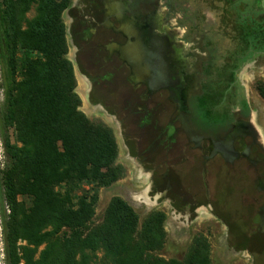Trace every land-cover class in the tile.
<instances>
[{
    "label": "trees",
    "instance_id": "trees-1",
    "mask_svg": "<svg viewBox=\"0 0 264 264\" xmlns=\"http://www.w3.org/2000/svg\"><path fill=\"white\" fill-rule=\"evenodd\" d=\"M260 1L237 0L249 6L243 13L234 0L226 1L236 13L234 30L213 53L209 98L200 95L199 103L190 104L196 126L216 139L232 131L237 109L242 117L250 114L236 73L264 53ZM71 3L0 0V132L6 159L0 163V197L7 264H212L204 235L195 237L183 261L162 255L163 212L141 223L133 207L115 197L97 219L101 189L125 178L126 169L118 163L113 129L82 111L63 18ZM202 24H185L182 40L190 43ZM257 90L264 98V85Z\"/></svg>",
    "mask_w": 264,
    "mask_h": 264
},
{
    "label": "flooded vegetation",
    "instance_id": "flooded-vegetation-1",
    "mask_svg": "<svg viewBox=\"0 0 264 264\" xmlns=\"http://www.w3.org/2000/svg\"><path fill=\"white\" fill-rule=\"evenodd\" d=\"M226 1L228 0H72L63 14L64 17L66 13L70 15L69 38L75 50L74 60L79 73L90 86V106L114 117L127 140L128 155L138 167H143L153 186L156 180H166L162 188V194L166 196H170L175 190L172 180L176 182L181 177L182 134L186 137L187 144L193 145L192 149L199 151L204 157L202 185L205 188V179L211 172L208 165L219 158L223 166L216 165L214 175L219 178L224 175L225 178H233L241 183L249 178L256 184V191L264 195V148L256 144L253 136L239 134L241 128L249 125L252 112H256L248 98L241 74L256 59L264 58V53L248 60L236 73L250 108L248 117L240 116V109H237L232 131L219 139L203 134L192 120L190 104L197 100L199 103L200 95L204 100L209 98L206 93L210 84L209 71L213 64V53L220 41L216 37L219 36L222 41L223 35H229L234 30L230 23L236 13L230 10V4ZM236 1L234 0L238 3V13H243L249 7L246 2ZM262 1L260 4L264 13ZM161 6L166 11H159ZM215 9L222 13L225 26L215 29L205 27L206 11ZM134 18L144 22L158 18L162 24L166 23V19H177V27L166 29L172 32L169 35L182 33L177 42L185 44L182 55L183 58H191L192 63L188 65L190 72H186L185 65H181L183 69L177 66L178 75L175 69L176 75L161 78L156 90V86H149L148 78L144 75L138 78L140 81L134 82L131 66L127 62L128 48L133 42ZM200 22L203 23L202 27L195 32L193 40L185 43L182 39L188 28L184 25L196 26ZM165 38L166 45L170 46L168 34ZM212 169L215 171L214 167ZM263 208L264 199L259 206V218Z\"/></svg>",
    "mask_w": 264,
    "mask_h": 264
},
{
    "label": "rangeland",
    "instance_id": "rangeland-1",
    "mask_svg": "<svg viewBox=\"0 0 264 264\" xmlns=\"http://www.w3.org/2000/svg\"><path fill=\"white\" fill-rule=\"evenodd\" d=\"M159 11L163 12L166 9L161 6ZM34 15L35 12L33 11L28 17L32 18ZM164 15L167 18L166 13ZM206 15L205 27H214L215 29L225 26L219 9L206 11ZM69 16L66 13L64 17V22L68 27ZM165 22L167 29L175 28L178 20L170 18L166 19ZM216 39L221 42L219 36ZM68 45V57L74 60L75 50L70 38H68ZM160 48L159 41L152 40V38L148 39L143 34L134 31L133 52L135 62L148 67V75L151 77L160 75L161 65L158 57ZM153 51L158 54L152 53ZM185 67L187 68L186 65ZM164 70L163 72L167 75L169 72L173 73L175 67L168 64L164 67ZM176 70L179 71V68L176 67ZM75 73L78 81L77 92L82 100V111L91 120H101L107 124L103 118L95 115V108L89 104L86 97L89 94V84L83 83L82 77L76 71ZM241 80L245 85L248 98L257 112L258 124L264 127V99L257 90L258 85H264V58L260 57L254 63L249 64L241 74ZM2 104L3 95L0 89V108ZM117 134V142L120 145L121 152L118 163L126 169V176L112 187L101 189L97 219L103 216L110 201L115 197H119L133 207L140 217L141 223L154 211H160L166 215L167 243L162 252L166 259L183 261L195 237L204 235L211 246L212 264H264V236L259 234L258 226V210L264 195H260L256 191V184L253 180L248 178L242 180L243 183H241V181L233 180V178H225L224 175L219 178L214 175L216 172L215 166H223V162L216 158L213 163L208 165L211 172L208 178L205 179L207 183L205 188L202 185L204 157L200 155L199 151L192 149L193 145L187 144V139L182 134L181 177L176 182L172 180L175 184V190L170 196H166V194H162V188L166 184V180L165 182L156 180L154 186L149 181L148 176H145V179L141 182L137 180V170L139 171L140 167L134 164L133 166L129 165V169L126 166L129 164L126 162L128 156L127 140L122 130ZM4 136V131L0 132V163L6 160L3 147ZM129 171L131 172L129 173ZM142 187L147 189V194L144 196L138 195V191ZM86 190H89V187H86ZM254 199H257V202H254ZM22 200L23 198H21ZM0 264H7L1 197Z\"/></svg>",
    "mask_w": 264,
    "mask_h": 264
},
{
    "label": "crops",
    "instance_id": "crops-1",
    "mask_svg": "<svg viewBox=\"0 0 264 264\" xmlns=\"http://www.w3.org/2000/svg\"><path fill=\"white\" fill-rule=\"evenodd\" d=\"M144 23H145V25H144ZM147 24L149 26H146ZM135 30L138 33L143 34L144 36H146L148 39L152 38V40L159 41V43L161 45V48L159 49V52H158V53L161 52L160 54H158L156 51L152 52V53L158 54L159 59L161 58L159 60L160 65H161V71H160V75H158L157 77L156 76L150 77L148 75V71H147L148 67H145L143 64H137L135 62L134 52H133L134 51L133 50L134 31ZM66 31H67V41H68V38H69V36H68L69 35V27L67 25H66ZM169 31L170 30L166 29L165 23L162 24L161 22H159L158 18L157 19H153V20L150 19L149 21H145V22H144V20H140V19H136V18L133 19V30H132L133 42L129 45V48H128L129 58H128V60L127 59L126 60H127L128 64L131 66L132 75H133L132 77H133L134 82L139 81L138 78L141 75H144L145 77H147L149 79L148 80L149 86L150 87H155L156 86V88L154 89V90H156L157 87H158L157 86L158 81L161 78H163L165 76H168L170 74L176 75L175 74V72H176L175 70L173 71V73H168L167 75L165 74V72H163V74H162V71L164 70V67L166 65H168V64L172 65L173 63H174L173 66L175 67V69L179 65H180V67H181V65H186L187 66L186 72H188V71L190 72L191 69H190V67L188 65H191V63H192L191 62V58L190 57L189 58H183V55H182L183 52L185 51V44H181V43L177 42L178 37H181L182 33L176 32L175 35H169V33H172V32H169ZM166 34H168V36H169L168 40H169V43H170L169 45L170 46L166 45L167 44V40L165 38ZM174 36L177 37V39ZM163 51L168 52V54H166V52L164 53ZM178 59L180 60V62H179ZM81 79H83V83L88 84L87 80L84 77L81 78ZM95 115L96 116H100L101 118H103L105 120V122L110 125V127L115 132V135H117V137H118L117 133H120L122 129L117 124V122L115 121L113 116H110L108 114H104L103 112L97 111V110L95 111ZM257 120H258L257 113L256 112H252L249 125L247 127H244L243 129L241 128L239 130L240 131L239 134H241L243 136H245V135L253 136L255 141H256V144H258L260 147L264 148V127H263V125L262 126L259 125ZM126 149L128 150V148H126ZM120 153L121 152H120V147H119V157L121 156ZM134 161L135 160L128 155L127 159H126V162H127V164L128 163L129 164L126 165V166L127 167L129 165L133 166L134 164L137 165V163L134 162ZM139 167H140L139 168L140 170L139 171L137 170V180L139 182H141V181H143V179H145V176L146 177L148 176V174H145V171H143V167L142 166H139ZM130 172L131 171H129V173ZM148 179H149V177H148ZM144 184H146V182H144ZM146 190H147L146 187H142V189L138 191V195H142V196L146 195L147 194ZM259 232H260L261 235L264 236V208H263V213H262V215L259 218Z\"/></svg>",
    "mask_w": 264,
    "mask_h": 264
},
{
    "label": "water",
    "instance_id": "water-1",
    "mask_svg": "<svg viewBox=\"0 0 264 264\" xmlns=\"http://www.w3.org/2000/svg\"><path fill=\"white\" fill-rule=\"evenodd\" d=\"M262 5L264 6V0L262 1ZM63 18H64V16H63ZM70 59V58H69ZM71 60V62L73 63V65H74V69H75V71L81 76V74L79 73V70H78V67H77V65H76V63H75V60H72V59H70ZM82 77V76H81ZM83 78V77H82ZM87 97V99H88V96H86ZM89 100V99H88Z\"/></svg>",
    "mask_w": 264,
    "mask_h": 264
},
{
    "label": "bare ground",
    "instance_id": "bare-ground-1",
    "mask_svg": "<svg viewBox=\"0 0 264 264\" xmlns=\"http://www.w3.org/2000/svg\"><path fill=\"white\" fill-rule=\"evenodd\" d=\"M163 52L165 53L166 51H163ZM160 53H161V52H160ZM162 54H163V53H162ZM166 54H168V52H166ZM165 56H166V55H165ZM168 58H169V57H168ZM172 58H173V57H172ZM172 58H171V59H172ZM160 59H161V58H160ZM160 59H159V60H160ZM165 59H166V58H165ZM178 60H179V59H178ZM156 61H157V60H156ZM179 62H180V60H179ZM173 64H174V63H173ZM173 64H172V65H173ZM179 64H180V63H179ZM181 64H182V63H181ZM179 66H180V65H179ZM181 68H182V67H181ZM182 69H183V68H182ZM139 71H140V70H139ZM163 71H165V70H163ZM163 71H162V72H163ZM136 72H137V71H136ZM177 72H179V71L177 70ZM139 73H140V72H139ZM175 74H176V73H175ZM177 75H178V73H177ZM150 77H151V76H150ZM156 77H157V76H156ZM139 78H141V77H139ZM153 78H154V77H153ZM157 79H158V78H157ZM148 80H149V79H148ZM152 80H153V79H152ZM158 80H159V79H158ZM165 80H166V79H165ZM139 81H140V80H139ZM159 82H160V81H159ZM230 147H231V146H230ZM221 148H223V147H221ZM225 151H226V150H225ZM225 154H226V153H225Z\"/></svg>",
    "mask_w": 264,
    "mask_h": 264
}]
</instances>
